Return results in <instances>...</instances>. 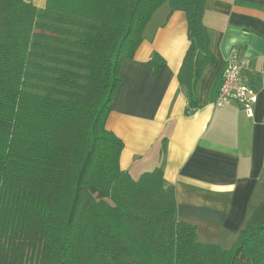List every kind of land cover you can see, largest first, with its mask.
<instances>
[{
  "label": "trees",
  "instance_id": "1",
  "mask_svg": "<svg viewBox=\"0 0 264 264\" xmlns=\"http://www.w3.org/2000/svg\"><path fill=\"white\" fill-rule=\"evenodd\" d=\"M206 1L0 0V264H264V200L230 248L201 242L162 165L134 178L107 128L122 63L165 4L187 15L179 82L186 113L200 107Z\"/></svg>",
  "mask_w": 264,
  "mask_h": 264
},
{
  "label": "crops",
  "instance_id": "2",
  "mask_svg": "<svg viewBox=\"0 0 264 264\" xmlns=\"http://www.w3.org/2000/svg\"><path fill=\"white\" fill-rule=\"evenodd\" d=\"M163 6L147 24L135 56L122 63L124 80L107 128L124 142L123 170L139 178L162 165L175 187L177 218L193 224L201 242L230 248L250 206L264 200V0L206 1L204 23L215 62L203 71L200 107L191 114L179 82L190 45L187 15ZM233 50L248 61L242 79L258 91L252 116L240 102L214 104ZM156 53L164 59L158 73L149 65Z\"/></svg>",
  "mask_w": 264,
  "mask_h": 264
},
{
  "label": "built area",
  "instance_id": "3",
  "mask_svg": "<svg viewBox=\"0 0 264 264\" xmlns=\"http://www.w3.org/2000/svg\"><path fill=\"white\" fill-rule=\"evenodd\" d=\"M248 61L242 60L237 50H233L228 58L223 73L218 95L214 101L216 106H225L231 102H240L249 116L253 115V105L258 99V91L247 84L241 77Z\"/></svg>",
  "mask_w": 264,
  "mask_h": 264
},
{
  "label": "rangeland",
  "instance_id": "4",
  "mask_svg": "<svg viewBox=\"0 0 264 264\" xmlns=\"http://www.w3.org/2000/svg\"><path fill=\"white\" fill-rule=\"evenodd\" d=\"M32 1L34 2L35 0H32ZM35 3H36V4H39V0H36ZM165 5L167 6L168 4H165ZM165 5H164V6H165ZM164 6H163V7H164ZM166 6H165V7H166ZM2 136H3V134H0V137H2ZM76 165H77V163H75V166H74L73 169H72V173L75 171V169H76V167H77ZM70 182H72V179H70Z\"/></svg>",
  "mask_w": 264,
  "mask_h": 264
}]
</instances>
